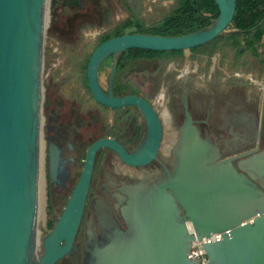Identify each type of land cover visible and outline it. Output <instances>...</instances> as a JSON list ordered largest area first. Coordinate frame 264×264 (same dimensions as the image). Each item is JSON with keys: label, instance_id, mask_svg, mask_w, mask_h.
Returning a JSON list of instances; mask_svg holds the SVG:
<instances>
[{"label": "water", "instance_id": "1", "mask_svg": "<svg viewBox=\"0 0 264 264\" xmlns=\"http://www.w3.org/2000/svg\"><path fill=\"white\" fill-rule=\"evenodd\" d=\"M215 1L220 14L202 30L176 37L127 34L94 51L87 68L93 98L111 109L139 108L147 132L133 153L111 138L89 147L81 178L54 228L42 239L39 254L44 44L47 16L57 0H0V264H58L78 254L76 240L101 149L113 150L133 167L158 159L163 128L156 111L141 97L114 93L119 58L129 49L186 51L213 42L226 32L237 8V0ZM110 57L106 92L99 70ZM161 153L170 155V148ZM173 157L172 169L150 188L131 189L122 210L128 230L109 216V231L103 237L90 232L83 264H198L189 258L193 242L217 233L223 239L203 247L207 264H264V156L238 163V156L222 159L219 146L203 138L185 103ZM62 168L60 151L51 145L53 183ZM106 211L109 214L108 207Z\"/></svg>", "mask_w": 264, "mask_h": 264}, {"label": "flooded vegetation", "instance_id": "2", "mask_svg": "<svg viewBox=\"0 0 264 264\" xmlns=\"http://www.w3.org/2000/svg\"><path fill=\"white\" fill-rule=\"evenodd\" d=\"M81 1L57 0L56 5L84 12L86 0L80 5ZM135 31V27L130 26L124 35L138 34ZM231 34L221 35L225 41L220 63L214 70L184 71L179 56L137 54L130 51L132 49L123 52L114 93L136 95L150 103L161 121L163 142L164 136L169 134L176 136L175 143H171L170 155H163L160 149L158 159L144 167L127 165L108 148L98 152L76 240L79 252L58 264H73L74 260L83 264V246L90 232L103 237L109 231V216L120 229L128 230L122 210L131 189L143 186L146 190L172 169L173 152L185 120V103L203 138L219 146L222 159L238 156L234 161L238 163L264 156V49L256 55L244 40L237 53L226 39ZM95 50L90 52L91 57ZM82 52L83 48L77 49L75 55L81 56ZM57 57L58 53H54L52 61L46 60L44 54L43 82L47 84V94L42 106V145L47 152V176L52 195L64 202L61 216L81 178L89 147L99 139L111 138L133 153L145 138L147 123L135 106L111 109L96 102L90 89L87 91L80 85L74 73L66 70L63 73L60 65L54 67ZM112 66L110 57L99 70V81L106 92ZM51 145L60 151L63 160L57 183L50 178Z\"/></svg>", "mask_w": 264, "mask_h": 264}, {"label": "rangeland", "instance_id": "3", "mask_svg": "<svg viewBox=\"0 0 264 264\" xmlns=\"http://www.w3.org/2000/svg\"><path fill=\"white\" fill-rule=\"evenodd\" d=\"M178 1L86 0L84 2V12L77 9H65L55 4L47 16L44 44L46 60L52 61L54 53H58L57 65L54 67L60 65V70L63 73L66 70L68 73L73 74L75 67L71 59L77 49L86 46L92 47L100 37L111 33L114 29L127 24L129 21L134 24L154 25L171 14ZM85 12L87 13L85 14ZM231 31V29H227L224 35H228ZM224 41L225 37L216 42L215 52L211 56L206 54L204 50L183 51L181 59L184 71L194 72L199 68L205 69V71L214 70L220 63L219 59ZM221 66L223 68V64ZM232 74L234 75V73ZM43 85L44 95H46L45 87L47 84L43 82ZM171 143H173V136L166 134L161 152L171 148ZM41 166L37 223L38 248L41 247L42 239L54 228L64 206V202H59L52 195L47 176V152L44 147L42 148Z\"/></svg>", "mask_w": 264, "mask_h": 264}, {"label": "trees", "instance_id": "4", "mask_svg": "<svg viewBox=\"0 0 264 264\" xmlns=\"http://www.w3.org/2000/svg\"><path fill=\"white\" fill-rule=\"evenodd\" d=\"M219 14V7L215 0H179L171 14L154 25L134 24L132 21H129L127 24L114 29L111 33L100 37L92 47H84V52H82L81 56L73 55L71 62H73L75 67L74 74L76 79L80 85H83L89 91L86 74L91 57L90 52L97 49L105 41L126 34V30L130 26L135 27L136 31L134 33L167 37L184 36L208 27L210 21L217 19ZM263 21L264 0H237L236 13L232 23L228 27V29L232 30V34L226 37L237 53H239V49L242 47V41L247 40L249 49L253 50L256 55L261 54L260 49H264ZM219 38L222 39L224 37L220 36ZM219 38L204 46L191 49V51L204 50L206 54L211 56L215 52V45ZM130 51L137 54H165L179 56L180 58L183 54V51L152 52L138 49Z\"/></svg>", "mask_w": 264, "mask_h": 264}, {"label": "built area", "instance_id": "5", "mask_svg": "<svg viewBox=\"0 0 264 264\" xmlns=\"http://www.w3.org/2000/svg\"><path fill=\"white\" fill-rule=\"evenodd\" d=\"M190 231L194 233L193 228L191 226H190ZM222 239L223 237L221 233H217L216 235H213L209 238L204 237L201 241L196 238L192 244L191 254H189V258L191 260L196 259L198 264H207L208 259L206 257V252L203 248L204 245L210 242H219Z\"/></svg>", "mask_w": 264, "mask_h": 264}, {"label": "bare ground", "instance_id": "6", "mask_svg": "<svg viewBox=\"0 0 264 264\" xmlns=\"http://www.w3.org/2000/svg\"><path fill=\"white\" fill-rule=\"evenodd\" d=\"M41 159H42V155H41ZM42 167V166H41ZM40 185V184H39ZM39 189H40V187H39ZM38 249V253L40 254L41 252H42V248L40 247V248H37Z\"/></svg>", "mask_w": 264, "mask_h": 264}]
</instances>
